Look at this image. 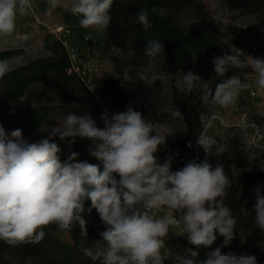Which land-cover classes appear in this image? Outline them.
<instances>
[{
    "label": "clouds",
    "instance_id": "1",
    "mask_svg": "<svg viewBox=\"0 0 264 264\" xmlns=\"http://www.w3.org/2000/svg\"><path fill=\"white\" fill-rule=\"evenodd\" d=\"M114 0H47V14L56 8H65L80 17L85 29L106 30L111 21L110 10ZM31 0H0V36L14 34L17 16L28 15ZM145 31L151 28L148 11L139 10L129 18ZM241 53V52H240ZM242 54V53H241ZM145 55L151 60L164 61V45L159 40L146 43ZM214 72L223 76L229 67H250L256 84L264 89V59L248 57L244 63L239 54L224 52L213 59ZM10 71L6 60H0V78ZM130 68L123 71V80L130 81ZM138 76L147 83L158 79L143 71ZM201 76L189 70L183 72L177 84L180 90L191 93ZM250 85L232 76L215 88L203 83L201 101L228 109L235 105L242 90ZM177 109L173 118H182ZM99 127L91 114L69 112L62 122L50 125L48 135L38 141L25 138L21 129L7 133L0 124V240L9 244L40 243L44 228L56 224L61 230L72 231L78 224L81 238H88L85 202L90 201V213L95 209L105 225L100 239L93 246L81 249L94 264H165L162 254L170 229L186 236L193 248L185 255L176 254L174 264H257V257L248 253L239 255L222 248L230 247L237 233V218L224 203L231 181L223 166L209 163V158L221 155L226 148L207 135L212 121L205 122L197 144L206 153L203 162L190 161L182 169L172 171L171 161H157L155 153L165 145L166 137L155 123L132 107L127 111L101 114ZM57 138L70 150L76 139L91 142L88 154L99 164L78 160L79 154L70 151L61 161V147ZM191 147V144H189ZM264 171V168H261ZM117 176L119 179H117ZM254 220L264 232V186L254 188ZM163 210L157 218L155 212ZM223 243L206 252L203 259L196 249H210L217 239ZM243 243V242H242Z\"/></svg>",
    "mask_w": 264,
    "mask_h": 264
},
{
    "label": "rangeland",
    "instance_id": "2",
    "mask_svg": "<svg viewBox=\"0 0 264 264\" xmlns=\"http://www.w3.org/2000/svg\"><path fill=\"white\" fill-rule=\"evenodd\" d=\"M124 1L127 6L124 9L126 29L122 40L111 39L107 29L99 31L76 27L78 36L85 31H91L94 37L91 49L97 68V96L85 89L77 75L58 76L48 72L42 80L31 83L20 98L0 105V124L16 122L36 106H57L64 109L67 114L73 112L77 115H85L86 109L97 104L110 115L127 111L128 107L132 106L127 102L121 87L123 71L128 67L137 82L152 91L154 104L159 107L156 116L144 117L155 123L161 134H171L166 137L165 145L160 146L155 153L157 161L162 162L168 157L171 161V170H180L184 166L182 161L176 158L175 152L186 146L183 143L187 138V116L175 99L176 92H184L180 90L177 81L182 71L186 73L192 70L198 73L203 81L197 82L191 93H184L194 94L200 98L203 83L211 86L219 76L215 74L213 66H205L201 70L171 71L159 60L150 62L149 57L137 53L136 24H131L129 18L139 10L146 9L149 0ZM67 2L70 3L71 0ZM262 2L260 11L235 4L231 0H155L151 7L171 24L183 30L219 38L228 44L235 54H239L244 63H247L248 57L264 59V0ZM31 5L28 15L17 16L14 34L0 36V52L9 51L2 60L8 62L10 71L36 58L53 55L55 51L52 47L59 41L54 28L67 21L79 23L80 17L65 8L58 7L48 15L47 0H31ZM138 71H143L149 78L155 75L158 79L147 83L139 78ZM232 76L250 85L247 90L241 91L235 105L224 109L212 103L210 97L208 103L202 104L196 110L195 119L199 124L201 117H204L205 122L209 119L212 121V127L206 131L208 136L215 138L218 147L224 146L225 152L231 155L236 150L242 153L245 159L244 166L235 167L234 173L238 179L240 195L252 201L255 198L254 188L257 185L264 186V171L261 170L264 168V89L256 84L255 74L250 67L237 68ZM1 81L2 78L0 93ZM177 109L183 114L182 118H173L172 112ZM140 112L144 113L143 110ZM60 122L61 119L39 126L30 131L25 138L33 142L38 141L48 135L46 130L50 125ZM99 127H103L102 120ZM57 143L61 147L62 157H68L70 151H75L79 154L78 160L98 162L88 154L91 142L87 139L77 138L71 150L58 138ZM169 150L174 152L167 154ZM163 215L164 211L160 210L157 218ZM44 231L45 237L38 244L18 242L9 244L6 248L0 247V264H94L81 251L85 247L93 246L94 243L81 238L80 232L75 234L73 230H61L56 224H50ZM242 233L243 243L238 235V239L233 240L230 247L222 248V252L231 251L237 255L248 253L257 258L264 254V234L257 236L250 229H244ZM165 239L166 246L162 249V254L166 258L175 257L176 254L185 255L186 249L194 247L188 243L187 237L181 236L175 228L170 229ZM222 243L223 237L217 234V239L210 249L196 250L203 259L206 252ZM95 264H99V261Z\"/></svg>",
    "mask_w": 264,
    "mask_h": 264
},
{
    "label": "trees",
    "instance_id": "3",
    "mask_svg": "<svg viewBox=\"0 0 264 264\" xmlns=\"http://www.w3.org/2000/svg\"><path fill=\"white\" fill-rule=\"evenodd\" d=\"M155 0H149L146 4V10L148 11L149 20L151 22V28L147 31L139 24H136V47L137 53H141L144 57L146 43L149 40H159L164 45V61L162 62L169 70L176 71L180 69H195L201 70L205 66H213V59L215 56H222L224 52H231L235 54L232 49L225 42L219 38L209 35H201L195 31H186L180 27L171 24L166 18L153 11L151 3ZM160 1V0H157ZM235 4H242L244 6L253 7L260 11L263 5L262 0H231ZM124 0H114L110 10L111 21L107 28L109 37L115 41L122 40L125 31V18L124 9H126ZM55 51L53 55L45 57H39L29 62L28 64L21 65L14 70L10 71L2 78L1 85L2 91L0 93V105L6 102L15 101L20 98L28 86L36 81H40L48 72L57 74L58 76H75L74 73H69L67 68L69 66L68 54L61 44L57 41L53 47ZM9 51L0 52V60H2ZM156 60L160 61V58ZM237 68L229 67L228 71L219 76L215 83L209 87L215 88V86L232 77L233 72ZM130 74L131 80L124 81L121 87V91L126 96L127 102L131 106L138 110H143V115L156 116L159 112L154 102L152 91L139 82L134 74ZM123 79V78H122ZM81 84L87 89V87L81 82ZM132 98V99H131ZM176 102L180 106L187 116V138L183 144L186 146L184 149H180L175 152L176 158L182 161V165L185 166L190 161L203 162L206 153L203 148L197 144L198 135L202 132L203 127L195 119L196 110L204 104L200 98L194 94L186 95L184 92H176ZM85 114L90 113L92 118L97 122L99 126L101 123V114L104 109L101 105L97 104L91 108L86 109ZM57 106H36L30 109L21 119L8 125H3L7 133H10L14 129H21L26 137L33 129L55 122L67 115V112ZM191 144V147H189ZM218 145L213 146V152H215ZM174 151H168L167 154ZM166 154V155H167ZM61 160L67 159L62 157ZM93 164H99L101 170L103 168L100 162H89ZM209 163L215 166L217 163L223 166V169L231 181V187L227 189V196L224 203L230 207L233 215L237 218V230L242 231L244 229H250L255 235L264 234L255 223V212L253 205L255 198L250 201L247 197L240 195V189L238 179L235 177L234 168L243 167L245 159L238 150L234 154L223 152L221 155L213 156L209 158ZM117 179L119 177L117 176ZM91 207V202H85V212L82 213L83 217L87 221L88 238L89 243H95V240H99L100 232L105 229L104 223L101 221L97 211L92 209L89 213L87 209ZM80 232L79 225L77 224L73 228V233ZM238 233L233 240L238 239ZM9 243L0 240V247L6 248ZM165 264H174V257H168L165 260ZM257 264H264V254H261L257 258Z\"/></svg>",
    "mask_w": 264,
    "mask_h": 264
},
{
    "label": "built area",
    "instance_id": "4",
    "mask_svg": "<svg viewBox=\"0 0 264 264\" xmlns=\"http://www.w3.org/2000/svg\"><path fill=\"white\" fill-rule=\"evenodd\" d=\"M77 26L81 27L80 23L67 21L57 25L54 28V33L68 54V72L76 74L87 89L97 96V68L91 49V41L94 37L91 31H85L78 36L76 33ZM168 160L167 157L166 160L159 163L163 164ZM159 212L160 210L154 214L157 216Z\"/></svg>",
    "mask_w": 264,
    "mask_h": 264
}]
</instances>
